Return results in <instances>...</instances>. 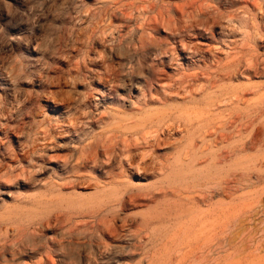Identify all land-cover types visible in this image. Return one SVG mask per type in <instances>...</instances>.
<instances>
[{"label":"rangeland","instance_id":"rangeland-1","mask_svg":"<svg viewBox=\"0 0 264 264\" xmlns=\"http://www.w3.org/2000/svg\"><path fill=\"white\" fill-rule=\"evenodd\" d=\"M152 254L264 264V0H0V264Z\"/></svg>","mask_w":264,"mask_h":264},{"label":"bare ground","instance_id":"bare-ground-1","mask_svg":"<svg viewBox=\"0 0 264 264\" xmlns=\"http://www.w3.org/2000/svg\"><path fill=\"white\" fill-rule=\"evenodd\" d=\"M235 28V27H234ZM145 41L143 40V38L140 40V46L141 47H144L145 46ZM169 52V51H168ZM125 54H127L126 52H125ZM154 54V53H153ZM110 75H111V73H110ZM140 75H141V73L139 72V73H137L136 74V76L135 77H137V78H140ZM91 76V75H90ZM100 76V75H99ZM111 76H113V74L111 75ZM110 78V77H109ZM128 78V77H127ZM136 78V79H137ZM116 79V78H115ZM129 79V78H128ZM127 79V80H128ZM105 80H107V79H105ZM129 84H131V86L133 85L134 87H137V84H138V81L136 82V80L135 79H131L130 80V82H129ZM138 88V87H137ZM73 129V128H72ZM72 139V138H71ZM26 152V151H25ZM78 167V165H74V167L72 168V169H74V168H77ZM142 174V173H141ZM124 205V204H123ZM122 205V206H123ZM93 216H96V215H93ZM39 223V229H42V228H44L45 227V223L41 220V221H39L38 222ZM53 230V229H52ZM118 234H119V232H118V229L115 227V226H113V225H111V224H108V223H105L104 225H99L98 223H96L95 224V226H93V230L89 233V234H87L84 238H93V239H96V238H99V239H101V240H103L105 243H107V244H110V242H107L108 240L106 239V237L105 236H107V238H110V240L112 241H115V239H116V237L118 236ZM25 237H28L29 238V241L30 240H32L33 238V234L30 236V234H26L25 235ZM70 237H71V240H70V242L71 243H75V245L77 244V243H79L80 244V242H81V240L83 239V238H79V237H77V239H79V240H74V234H73V232H71V235H70ZM82 243H84V242H82ZM82 243H81V245H82ZM79 244H77V245H79ZM33 245H36V244H33ZM76 245V246H77ZM109 246V245H108ZM3 248L5 247V246H2ZM142 247H140V249H141ZM136 249H139V248H136ZM15 253H13V255H14ZM149 259H150V262H149V264H156V263H158V264H166V263H168V259L167 258H164L162 261H158L159 260V258L156 260V257H155V255L154 254H152L151 256H149ZM3 264H15L14 263V260L13 261H11L10 259H6V257H3ZM115 264V263H114ZM131 264H134V263H131ZM136 264H142V263H140V262H137Z\"/></svg>","mask_w":264,"mask_h":264}]
</instances>
